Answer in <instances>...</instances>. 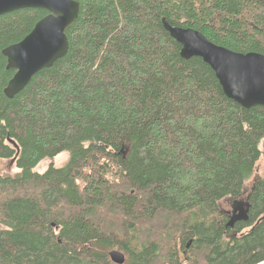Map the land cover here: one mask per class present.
Here are the masks:
<instances>
[{"label": "trees", "instance_id": "obj_1", "mask_svg": "<svg viewBox=\"0 0 264 264\" xmlns=\"http://www.w3.org/2000/svg\"><path fill=\"white\" fill-rule=\"evenodd\" d=\"M75 1L68 55L12 100L2 52L47 12L0 17V159L20 171L0 176V264H113V249L125 264H264V107L228 99L162 25L264 54V0ZM254 177L249 221L227 228L219 204Z\"/></svg>", "mask_w": 264, "mask_h": 264}, {"label": "water", "instance_id": "obj_2", "mask_svg": "<svg viewBox=\"0 0 264 264\" xmlns=\"http://www.w3.org/2000/svg\"><path fill=\"white\" fill-rule=\"evenodd\" d=\"M22 10H44L47 15L21 42L2 52L7 59V69L16 72L4 89V95L10 100L23 92L37 74L68 55L67 33L77 23L81 5L75 0H0V17ZM165 27L182 46V58L185 61L201 58L214 71L230 99L247 110L264 107V54L236 53L214 44L194 29ZM122 155L125 158L127 150ZM249 211V204L236 202L228 227L248 221ZM110 256L117 264L125 263L124 255L116 250Z\"/></svg>", "mask_w": 264, "mask_h": 264}, {"label": "rangeland", "instance_id": "obj_3", "mask_svg": "<svg viewBox=\"0 0 264 264\" xmlns=\"http://www.w3.org/2000/svg\"><path fill=\"white\" fill-rule=\"evenodd\" d=\"M261 149H262V152H263V157H262V159L260 160V162L257 165L258 166L257 167V173H256L257 176L255 175V177L264 175V143L262 144ZM68 160H69V155L63 154V155L57 157L53 161V163L55 164L56 167H63L68 162ZM51 162L52 161H50V160H45V161L41 162L38 165V167L35 169V172L44 173L48 169V167H49ZM19 173H20V171L16 168L14 161L0 159V176L1 177L16 176ZM255 177L252 180L247 182V184L245 186L244 193L239 199H237V200H234V199H225V200H223L219 204L220 210L222 212H224V213L225 212H231L233 210L232 208H233V204L235 202L245 203L246 202V198H247V196L249 194V191L252 188L253 183L255 181ZM160 219H163V217H160ZM156 223L158 224L159 222L156 221Z\"/></svg>", "mask_w": 264, "mask_h": 264}, {"label": "bare ground", "instance_id": "obj_4", "mask_svg": "<svg viewBox=\"0 0 264 264\" xmlns=\"http://www.w3.org/2000/svg\"><path fill=\"white\" fill-rule=\"evenodd\" d=\"M165 22V23H164ZM162 25H163V27H164V29L169 33V35H170V37L175 41V42H177L178 43V41L171 35V33L166 29V27H165V25H168V26H172L167 20H166V18H162ZM172 27H174V26H172ZM179 44V43H178ZM180 45V44H179ZM181 46V45H180ZM181 52H182V46H181ZM181 52H180V56H181ZM237 53V52H236ZM181 58H182V56H181ZM183 59V58H182ZM216 76V75H215ZM217 79V78H216ZM218 80V79H217ZM219 82V81H218ZM220 84V83H219ZM221 86V85H220ZM221 88H222V86H221ZM25 90V89H24ZM222 90H223V88H222ZM223 92H224V90H223ZM224 94H225V96L228 98V99H230L227 95H226V93L224 92ZM230 100H232V99H230ZM232 101H234V100H232ZM235 102V101H234ZM235 103H237V102H235ZM238 105H240L239 103H237ZM242 108H244L242 105H240ZM244 109H246V108H244ZM247 110V109H246ZM125 149H123L122 151H121V155H122V152L124 151ZM123 156V155H122ZM234 200H237V199H234ZM247 200H249L248 199V197L246 198V202L245 203H242V202H238L240 205H245L246 203L248 204V201ZM236 203V202H235ZM235 203L233 204V207H234V205H235ZM233 209V208H232ZM232 212V211H231ZM231 212H228V214H229V219H230V217L232 216V213ZM249 213H250V211H249ZM249 219H250V217H249ZM249 219H248V221H249ZM229 221L230 220H228V222H227V225H226V227L227 228H229V229H234L235 228V226H234V228H231V227H228V223H229ZM248 221H240V222H248ZM240 222H237V223H240ZM236 223V224H237ZM235 224V225H236ZM191 244H192V242H190L189 243V245H187V249H189L190 248V246H191ZM114 250H116V251H118V252H120V253H122L123 255H124V257H125V263H126V255H125V253L124 252H122V251H120V250H118V249H113V250H111V251H109V253H108V256H109V259H110V261L113 263V264H117V263H115L113 260H112V258H111V256H110V253L112 252V251H114ZM124 263V264H125Z\"/></svg>", "mask_w": 264, "mask_h": 264}, {"label": "flooded vegetation", "instance_id": "obj_5", "mask_svg": "<svg viewBox=\"0 0 264 264\" xmlns=\"http://www.w3.org/2000/svg\"><path fill=\"white\" fill-rule=\"evenodd\" d=\"M16 159V158H15ZM15 159H13V160H11V161H14V163H15ZM225 215L228 217V220H229V214H228V212H225Z\"/></svg>", "mask_w": 264, "mask_h": 264}]
</instances>
